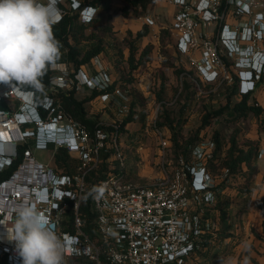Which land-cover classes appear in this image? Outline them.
Returning <instances> with one entry per match:
<instances>
[{
    "label": "built area",
    "instance_id": "built-area-1",
    "mask_svg": "<svg viewBox=\"0 0 264 264\" xmlns=\"http://www.w3.org/2000/svg\"><path fill=\"white\" fill-rule=\"evenodd\" d=\"M165 2L177 8L170 26L175 46L189 57L204 83L220 86L237 78L239 97L253 94L264 80V0ZM95 13V8L86 7L81 18L88 23ZM144 22L156 23L149 16ZM103 64L97 57L95 75L81 70L75 77L71 64H56L51 67L52 91L74 86L107 90L115 80ZM109 97L101 95L102 101ZM7 99L22 104L15 112L0 113L4 117L0 145L11 143L15 148L9 161L0 164V173L15 167L0 182V264H22L5 226L15 218L14 206L22 202L34 204L48 216L57 235L67 241L63 264H193L208 250V238L210 246L214 243L220 229L218 183L205 165L216 148L212 138L194 148L191 161L180 156L171 173L164 171L162 181L140 186L128 178V159L115 132L98 128L92 136L86 125L56 105L51 96L44 98L41 111L34 92L24 91L15 82L0 83V100ZM121 111L128 112L127 106ZM111 127L118 130L120 123ZM57 131L63 135L53 141L38 140L41 134ZM155 131L165 155L170 140L162 130ZM31 142L19 159L18 147ZM35 149L54 151V155L64 149L74 160V172L66 173L54 156L51 162L39 161ZM111 149L115 154L108 158L106 176L96 184L88 182L100 164L101 152ZM262 159L264 149L257 156ZM223 172V181L229 184L230 171ZM88 194L96 212L95 237L85 232L84 220L77 213ZM70 203L76 211L72 230L66 220Z\"/></svg>",
    "mask_w": 264,
    "mask_h": 264
},
{
    "label": "rangeland",
    "instance_id": "rangeland-1",
    "mask_svg": "<svg viewBox=\"0 0 264 264\" xmlns=\"http://www.w3.org/2000/svg\"><path fill=\"white\" fill-rule=\"evenodd\" d=\"M79 1L82 0H72L71 3L67 0L58 1L57 8L60 11V15L63 14L62 8L60 7V5H62L63 9L66 10L72 8L75 14L80 11L81 17V9H76L80 4ZM37 2L45 4L47 0H37ZM122 6L123 3L121 0H115L111 6L110 17L115 35L110 38L112 46L108 48V54L99 58L103 61V65L107 71L115 76L118 81L123 80L128 82L127 88L130 89V96H126L127 102L125 103L127 104L128 110L130 103L133 100H138L136 114L133 118L134 122L128 124L130 130L126 132L134 136V139H136L135 137L137 135L139 137L141 136L140 141L142 146L138 148L141 149L138 151V160L133 158V154H136V150H134L133 146L139 141H120L119 144L122 146V150L127 156L129 163L128 169H133L135 171L136 176L133 180L140 186H147L159 183L163 180L165 170L171 173L177 167L175 154L172 148V132L168 128H163L162 130L170 140V147L164 155V151L159 144V139L155 131L156 128L154 124L161 114V103L157 98L158 90L163 83L165 85V90L162 94L163 104L167 106V109L170 111L177 110L179 107L177 104V92L181 89V76H179L178 71L183 68L186 70H196L189 57L178 52L172 32L168 31V34L165 36L162 34L164 30H170L171 24V20L168 16V8L163 2L158 4L157 0H153L149 7L148 14L156 21L155 25H148L142 22L143 19H141V17H125L121 12ZM97 15L98 13L96 12L94 16L97 17ZM146 16L148 15L142 17ZM146 25H148L150 29V34L145 39V43L154 46L152 63L146 69L139 72H129L127 61L125 60L118 64L115 62V57L126 56L128 54V49L124 48V38L128 31L136 32ZM109 67H111V69ZM82 71L87 74V76L89 73L90 75H95L96 73L92 64L84 66ZM206 85L205 87H208V84ZM258 85L256 91H258V94L260 93L259 104L261 103L260 105H264V80ZM219 88V85L216 84L213 89L202 91L197 96L191 108L187 110L185 114V123L182 125L179 136V142H181V144L199 131L202 123V115L205 111L219 110L228 103L234 106L237 101L241 100L239 96L229 99L225 89H222V93H220L218 91ZM92 92L93 90L88 87H79L76 96L83 99L86 96H90ZM139 93H141V95L137 96ZM6 103L11 112L17 111L22 104L16 99H7ZM107 103H109V99L107 101H102L101 95H97L93 100L86 103L88 116L90 118H98L106 124L110 122L114 124L122 122V120L130 114V111H121L124 103L119 107L116 105V107L111 110L106 106ZM114 112L115 114H113ZM226 117V115H222L212 120L210 125L203 128L200 132L201 135H204V141L213 138L215 133H219V139L222 144L220 150V159L222 161L225 160L227 151L232 143V138H235L239 145H246L248 141H264V118L260 119L250 114L246 119L240 118L234 121L227 120ZM2 122L3 119H0V125H2ZM133 128H135L134 131H132ZM137 128L138 131L136 130ZM142 128L144 130H141ZM6 141L11 140L8 139ZM131 143L134 144L132 145ZM7 145H9V152L15 150L11 143H3L0 145V152H6L5 148L8 150ZM34 154L41 162H51L52 152L49 150L35 149ZM256 163L257 162H254L253 165L257 168ZM218 167L220 168L216 172H213V175L215 176L216 182L220 183L224 178L223 170L225 168H221V166ZM229 174V184L231 186L227 194L230 195L232 199L230 229L227 232L218 231V233L215 234L214 243H212L209 250L206 264H262V261L264 262V223H262L264 218L263 216L255 218V220H253L254 218H251V220L247 218V214L254 215L258 213L257 209L260 208L264 200L259 191L261 188L259 186L260 183L257 184L256 181L258 173L254 176L253 183L250 184L249 188H251L252 191L247 194L240 192L238 187H243V184L240 181L236 182V178L231 172ZM251 208H253V211ZM204 257L205 256L200 258L198 262H202Z\"/></svg>",
    "mask_w": 264,
    "mask_h": 264
},
{
    "label": "trees",
    "instance_id": "trees-1",
    "mask_svg": "<svg viewBox=\"0 0 264 264\" xmlns=\"http://www.w3.org/2000/svg\"><path fill=\"white\" fill-rule=\"evenodd\" d=\"M71 3L72 0H67ZM115 0H82L80 2V9L86 7L95 8L98 13L97 17H93L88 23L84 22L80 17V11L76 12L71 8L70 10L63 9L62 5V15L61 19L52 26V31L54 38L59 41L60 44V58L57 60L56 64L59 63H68L71 64L75 70L73 77L83 70L84 66L92 64L93 60L97 57H104L108 54V48L112 46L110 38L115 35L114 28L111 23V6ZM123 6L121 12L125 17H142L147 15L152 0H121ZM89 30V31H88ZM170 30H164L162 34L165 36ZM89 32V33H88ZM150 34V29L148 25L142 27L136 32L128 31L127 35L124 38V48L128 49V54L125 56L115 57V62L118 64L127 61L129 65V72L141 71L146 69L152 63V53L154 46L152 44H146L145 39ZM117 60V61H116ZM116 64V65H118ZM179 76H181V89L178 90L177 104L178 109L170 111L167 109L163 103L162 94L165 90V85L162 83L161 87L158 90L157 98L161 103L160 106V116L156 122V128L163 130V128H168L172 132V148L175 154V160L177 165L179 163L180 156H183L186 161H191L192 152L194 148L202 141H204V135H201V130L210 125L212 120L226 115L227 120L237 121L240 118L246 119L250 114L257 116L260 119L264 118V107L259 104L256 98H252V94L244 95L240 101H237L234 106L228 103L224 107L216 111H205L202 115V123L199 128V131L195 133L194 136L189 137L181 144L179 142V136L181 133L182 125L185 123L186 112L191 108L192 104L196 100L197 96L206 90L213 89L216 85L208 84L199 77L198 73L194 70L181 69L178 71ZM51 78L52 71L49 67L45 74L40 78L39 84L33 86L27 83H18L24 91L34 92L37 102L40 105V110L42 111V105L44 98L46 96H51L56 105H60L66 113L72 115L75 119L80 121L82 124L90 130L92 136H94L95 131L98 128L105 129L110 133H114L117 137V141H121V138L129 130L126 126L130 122H134V116L137 109L138 100H133L130 103L128 112L125 119L120 122V127L118 130H115L113 127L103 123L98 118H90L88 116V111L86 108V103L93 100L97 95L111 94L116 88L126 95L130 96V89L127 88V83L123 80H119L116 85L108 88L104 91L93 90L90 96H86L83 99H80L76 96L77 86H74L68 90H59L52 91L51 89ZM210 85V86H209ZM222 86V87H221ZM219 92L222 93V89H225L227 97L236 98L240 93V83L237 78L231 84L225 83L219 86ZM219 93V94H220ZM141 93L137 94L140 96ZM1 111H9L7 103L1 101L0 103ZM175 114V115H173ZM143 118V117H142ZM144 119V118H143ZM143 123V122H142ZM140 130V129H139ZM141 130H144L143 128ZM131 135V134H130ZM132 136V135H131ZM132 138V137H131ZM129 140L127 141H131ZM141 136L136 138L137 143L134 144L133 148L136 150L142 143L140 141ZM216 142V148L212 153L210 158L205 160V165L213 173L216 172L221 166V168L228 169L232 175L236 178V182H241L243 187H238L240 192L247 194L252 191L250 184L253 183L254 176L257 175L258 170L254 167V162L257 160L258 152L260 150L259 141H248L246 145H239L238 141L235 138L231 139V145L227 151L225 160L222 161L220 158V150L222 148L221 141L219 139V133H215L212 138ZM111 141V140H108ZM33 143L26 145H20L18 147L19 159L22 158L24 151L32 146ZM50 148L53 149V146L50 145ZM115 154V150L111 149L108 151L103 150L100 156V164L96 168L92 177L88 178V182L92 180L96 184L99 180L104 178L108 170V158ZM55 163L64 169L66 173L72 174L74 172V160L69 156V154L64 149H58L54 155ZM135 159V158H134ZM135 160H138L136 157ZM117 164V163H116ZM129 165V163H128ZM129 167V166H128ZM12 167L2 173H0V182L9 178L13 172ZM135 171L130 169L128 172L129 179H135ZM230 184H226L225 181L218 183L216 187L217 197L219 200L218 210L220 217V229L219 231L227 232L230 229V217L232 210V199L231 196L227 194V191L230 189ZM241 188V189H240ZM262 211V216L264 218V200L260 205ZM79 216L84 220V230L87 234L92 237L96 236V212L93 209L91 195L88 194L85 200H83L77 211ZM76 211L73 207V204L70 203V206L67 211L66 220L69 224V228L72 230V221L75 217ZM213 238V237H211ZM208 250L204 252V259L202 262H198L200 257L195 264H206L208 260L209 250L211 248L210 241L208 238L207 245Z\"/></svg>",
    "mask_w": 264,
    "mask_h": 264
},
{
    "label": "clouds",
    "instance_id": "clouds-1",
    "mask_svg": "<svg viewBox=\"0 0 264 264\" xmlns=\"http://www.w3.org/2000/svg\"><path fill=\"white\" fill-rule=\"evenodd\" d=\"M58 1L42 4L37 0H0V83L36 86L46 70L55 67L60 44L52 26L60 18ZM85 11L81 10V16ZM29 116L33 118L31 113ZM61 135L58 131L41 134L38 140L53 141ZM13 153L0 152V164L8 162ZM12 211L15 218L5 226L22 264H63L67 241L57 235L49 217L30 202L19 203Z\"/></svg>",
    "mask_w": 264,
    "mask_h": 264
},
{
    "label": "crops",
    "instance_id": "crops-1",
    "mask_svg": "<svg viewBox=\"0 0 264 264\" xmlns=\"http://www.w3.org/2000/svg\"><path fill=\"white\" fill-rule=\"evenodd\" d=\"M153 1V0H152ZM157 2H158V4H161L162 2L167 6V8H168V16H169V18H170V20H171V23H172V19H173V15H174V13L176 12V10H177V8L175 7V6H173V5H169V4H167L166 2H165V0H157ZM147 15L150 17V15L147 13ZM144 18L145 17H141V19H143V21L142 22H144ZM142 22H141V24H142ZM170 26H171V24H170ZM141 28V27H140ZM175 40V39H174ZM92 65H93V62H92ZM110 69H111V67H109ZM95 69V68H94ZM96 72V71H95ZM110 73V72H109ZM96 74V73H95ZM111 74V73H110ZM88 76H93V74H91L90 75V73L88 74ZM111 76L113 77V79L115 80V84L114 85H116L117 84V82H118V79L115 77V76H113L112 74H111ZM261 86H263V85H261ZM84 88L86 87V86H83ZM239 95H237V97H238ZM252 98H256V100L259 102V98H260V93L258 94V91H256L255 93H253L252 94ZM127 97H126V95L120 90V88H116L111 94H110V97H109V103H107L106 104V106L111 110V109H113V108H115L116 107V105H117V107H119L121 104H123V107L126 105L127 106V104H125L127 101ZM261 104V103H260ZM261 106H263L264 107V105H261ZM113 114H115V112L113 113ZM120 119V118H119ZM106 124V123H105ZM113 123H107V125H109V126H111ZM129 130H130V128L128 127V125L126 126ZM135 130V128H133L132 129V131H134ZM137 131H138V128L136 129ZM0 135L1 136H4V133H0ZM132 137V138H131ZM129 138H131L130 140L131 141H135L136 139H134V136H131L130 135V133H126V134H124V136L121 138V141H127V140H129ZM135 138H138V135L135 137ZM260 142V150L261 149H264V141H259ZM123 146H124V143H123ZM141 149H136V154L134 155L133 154V158H135L136 159V157L138 158V151H140ZM259 150V151H260ZM52 152V158H53V156H54V151H51ZM256 166H257V168H258V176H257V179H256V181H257V184H259V186L261 187L260 188V194H261V197H263L264 198V182H263V179H264V160L262 159V160H256ZM252 209V211H253V208H251ZM258 210V213L257 214H254V215H252V214H247L248 216H247V218L248 219H250L251 220V218H254L253 220H255V218H260V216H262V211H261V209L259 208V209H257ZM231 215H232V213H231ZM251 215H252V217H251ZM263 220V219H262ZM264 221V220H263ZM262 221V223H264ZM262 264H264V262L262 261Z\"/></svg>",
    "mask_w": 264,
    "mask_h": 264
},
{
    "label": "bare ground",
    "instance_id": "bare-ground-1",
    "mask_svg": "<svg viewBox=\"0 0 264 264\" xmlns=\"http://www.w3.org/2000/svg\"><path fill=\"white\" fill-rule=\"evenodd\" d=\"M4 117L3 116H0V119H3ZM0 133H3V128H2V125H0ZM5 138V137H4ZM8 146V150L5 148V150L7 151V152H9L10 150H9V145H7ZM13 147V146H12Z\"/></svg>",
    "mask_w": 264,
    "mask_h": 264
}]
</instances>
